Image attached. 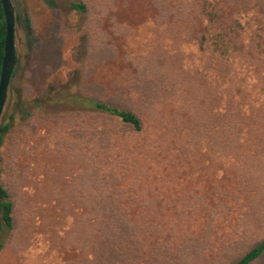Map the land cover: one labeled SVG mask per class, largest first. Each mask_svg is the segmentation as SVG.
<instances>
[{"label": "rangeland", "instance_id": "1", "mask_svg": "<svg viewBox=\"0 0 264 264\" xmlns=\"http://www.w3.org/2000/svg\"><path fill=\"white\" fill-rule=\"evenodd\" d=\"M12 2L0 264H234L264 240V0Z\"/></svg>", "mask_w": 264, "mask_h": 264}, {"label": "trees", "instance_id": "2", "mask_svg": "<svg viewBox=\"0 0 264 264\" xmlns=\"http://www.w3.org/2000/svg\"><path fill=\"white\" fill-rule=\"evenodd\" d=\"M71 6L80 11H85V6L82 4L73 3ZM7 34L6 19L4 15L3 6L0 0V73L4 59V47ZM15 73V70H14ZM13 73V75H14ZM13 77V76H12ZM76 103L81 107L86 108L88 111L98 113L100 115L112 117L120 120L122 123L132 126L136 131H141L143 128L141 118L131 111L123 110L115 105L105 103L103 101H97L93 99H87L82 96H74ZM12 128V122L0 126V134L3 137L10 132ZM13 202L9 192L0 183V255L4 249L3 236L6 232L13 228ZM264 254V240L258 245L249 250L239 261L234 264H253Z\"/></svg>", "mask_w": 264, "mask_h": 264}, {"label": "water", "instance_id": "3", "mask_svg": "<svg viewBox=\"0 0 264 264\" xmlns=\"http://www.w3.org/2000/svg\"><path fill=\"white\" fill-rule=\"evenodd\" d=\"M1 3L6 19L7 34L4 47V59L0 73V119L5 109L12 76L17 64L15 8L12 0H1Z\"/></svg>", "mask_w": 264, "mask_h": 264}]
</instances>
